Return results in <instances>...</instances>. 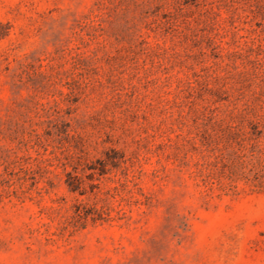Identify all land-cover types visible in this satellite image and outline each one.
<instances>
[{
  "label": "rangeland",
  "instance_id": "374dc122",
  "mask_svg": "<svg viewBox=\"0 0 264 264\" xmlns=\"http://www.w3.org/2000/svg\"><path fill=\"white\" fill-rule=\"evenodd\" d=\"M251 123L264 0H0V264H264Z\"/></svg>",
  "mask_w": 264,
  "mask_h": 264
},
{
  "label": "trees",
  "instance_id": "16d2710c",
  "mask_svg": "<svg viewBox=\"0 0 264 264\" xmlns=\"http://www.w3.org/2000/svg\"><path fill=\"white\" fill-rule=\"evenodd\" d=\"M251 132L245 135V139L253 141L252 149L243 158H249L253 166L242 175V180L254 189L264 190V142L261 141L263 130L261 123H251ZM260 139V140H259Z\"/></svg>",
  "mask_w": 264,
  "mask_h": 264
}]
</instances>
